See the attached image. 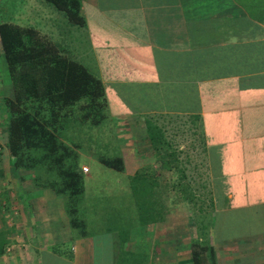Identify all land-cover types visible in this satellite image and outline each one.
<instances>
[{
  "label": "crops",
  "instance_id": "obj_1",
  "mask_svg": "<svg viewBox=\"0 0 264 264\" xmlns=\"http://www.w3.org/2000/svg\"><path fill=\"white\" fill-rule=\"evenodd\" d=\"M80 1L85 36L74 39L79 45L71 56L64 54L102 80L108 108L137 135L130 141L139 152L137 175L154 189L157 174H176L158 161L149 127L163 131L170 153L173 136L163 128H184L185 144L176 142L180 156L188 164L199 151L210 179L207 240L217 264H264V0ZM0 73L4 109L14 88L3 59ZM7 150L0 193L11 203L0 201V216L9 212L16 237L25 241V264L32 256L40 264H192L193 203L186 202L182 229L163 230L162 222H175L170 214L128 237L119 228L78 233L66 198L24 178L30 169L15 167ZM12 254L17 261L22 255Z\"/></svg>",
  "mask_w": 264,
  "mask_h": 264
},
{
  "label": "rangeland",
  "instance_id": "obj_2",
  "mask_svg": "<svg viewBox=\"0 0 264 264\" xmlns=\"http://www.w3.org/2000/svg\"><path fill=\"white\" fill-rule=\"evenodd\" d=\"M30 19L34 20L31 24L28 22ZM2 22L39 28L42 36L60 47L62 53H68L70 56L73 54L72 49L75 50V45H79L74 42V39H83L85 36V30L73 29L67 24L63 14L42 0H0V24ZM2 59L5 60V57L0 42V61ZM6 110L5 105L4 109L0 106V163L3 161L1 156L8 149L9 114ZM74 110L75 115L66 121L64 129H61L57 135L72 153L69 163L83 174L85 192L79 196H74L73 199H69L66 197L67 195H62L67 201V212L73 208L77 209L76 217L84 223V227H78L76 232L82 231L92 234L119 228L125 234L124 236L128 237L136 230L140 234L139 230L145 225L158 224V220L164 221L170 214L173 215L176 223L173 222L172 226L170 223L162 222L164 231L167 232L170 227L173 229L185 228L186 216H188L187 208H189L186 205V196L190 197V191L180 188L179 185L177 188L173 187L177 175L160 172L161 174L156 176L158 181L154 189L151 182L149 184L142 183L141 177L137 176L139 163L137 145L130 142L132 137L135 138L137 135L127 129L126 121L118 120L116 117L118 113L112 112L107 107L104 121L99 125H93L91 122L81 120L82 111L78 106ZM171 126L168 129L163 128V130L166 134L170 132V135L173 136V143L171 144L173 151V146L176 148L179 143L185 144L181 140H185L186 132L184 128L175 130ZM177 141L179 143H176ZM184 154V152L181 154L179 161L185 174L188 171L186 174L188 176L187 181L190 182V187L193 189L191 194L194 195L192 201L195 205L194 213H197L196 231L198 236L204 235L202 237L207 240V233L209 234L210 230L208 221L210 214L208 213L212 209L210 179L205 170L203 173L201 171L203 167L199 151L194 152L193 160L189 159L188 164ZM116 158L122 159L124 163L123 173L107 168L101 163L102 160ZM152 161L150 164L153 165L155 161ZM84 168H89L90 174H86ZM25 173H23L24 178H31L37 187H50L54 192L55 190L51 185L61 182L59 172L47 171L44 166H37L35 169L27 170V174ZM148 181V179L144 180V182ZM202 184L206 190L201 189ZM144 186L148 190L152 187V192H142L145 190L142 188ZM148 200L152 202L154 207L153 217L147 211L143 214V210H147L145 209L146 206L150 205ZM0 201L6 205L11 203V199L3 191L0 193ZM1 213L4 215V208H1ZM8 215L9 212L5 214L3 219L0 216V244H2L0 250L3 251V255L0 256V264H18L19 261V264H25L28 255L24 251L26 246L23 245L26 243L22 238L16 237L17 228L11 225ZM204 217L207 218V222ZM201 220L204 222H200ZM205 224L206 227H204ZM261 227L262 225H260ZM163 230L158 234H163ZM15 250H21L22 255H19V261L16 260L18 255L12 254ZM32 259L31 262H28L40 264L38 256H36V261L33 256ZM136 259L133 257L131 261L136 263Z\"/></svg>",
  "mask_w": 264,
  "mask_h": 264
},
{
  "label": "trees",
  "instance_id": "obj_3",
  "mask_svg": "<svg viewBox=\"0 0 264 264\" xmlns=\"http://www.w3.org/2000/svg\"><path fill=\"white\" fill-rule=\"evenodd\" d=\"M42 1L63 14L72 28L87 26L81 13L80 0ZM0 42L14 88V98L6 99L4 103L9 114L8 150L13 165L30 170L37 166H44L47 171L55 170L59 172L61 182L51 186L58 195L73 199L83 194V174L69 163L72 153L57 134L64 129L66 121L75 115L76 106L82 111L83 122L99 125L104 121L108 101L102 80L96 78L82 63L62 53L60 47L40 34L39 28L2 22ZM149 133L158 161L165 169L178 174L173 187L179 185L190 191V197L186 196V199L194 204V195L191 194L193 189L179 161V150L173 146V152H169V144L162 140L163 131L160 128L151 126ZM101 163L107 168L123 171L124 163L120 158L102 160ZM140 177L142 183L149 184L148 177ZM147 179L149 181L144 182ZM145 187L142 188L146 191L142 192H152L153 186L150 190ZM148 202L150 205L146 206L147 210H143V214L147 211L152 216L154 207L150 200ZM69 212L73 226L84 227V223L76 217L77 209L73 208ZM204 220L207 218L204 217ZM202 236L192 243V264H217L214 248Z\"/></svg>",
  "mask_w": 264,
  "mask_h": 264
},
{
  "label": "built area",
  "instance_id": "obj_4",
  "mask_svg": "<svg viewBox=\"0 0 264 264\" xmlns=\"http://www.w3.org/2000/svg\"><path fill=\"white\" fill-rule=\"evenodd\" d=\"M84 171H85L86 173L89 172L88 168H84Z\"/></svg>",
  "mask_w": 264,
  "mask_h": 264
}]
</instances>
